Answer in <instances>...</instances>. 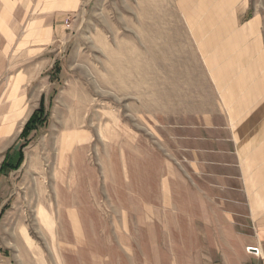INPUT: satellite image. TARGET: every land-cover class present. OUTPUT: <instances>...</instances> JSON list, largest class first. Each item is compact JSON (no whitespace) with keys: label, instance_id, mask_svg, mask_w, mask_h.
<instances>
[{"label":"rangeland","instance_id":"rangeland-1","mask_svg":"<svg viewBox=\"0 0 264 264\" xmlns=\"http://www.w3.org/2000/svg\"><path fill=\"white\" fill-rule=\"evenodd\" d=\"M185 1L88 0L45 43L5 45L4 161H24L2 177L0 264L211 263L218 230L177 135L218 99Z\"/></svg>","mask_w":264,"mask_h":264},{"label":"crops","instance_id":"crops-1","mask_svg":"<svg viewBox=\"0 0 264 264\" xmlns=\"http://www.w3.org/2000/svg\"><path fill=\"white\" fill-rule=\"evenodd\" d=\"M87 1L0 0V69L5 45L22 50L18 32L23 37L39 32L30 43H45L52 32L64 29V13ZM183 9L194 18L193 39L218 99L216 110L177 135L178 154L192 167L195 187L208 198L209 228L218 230L211 237L208 261L264 264V0H187ZM13 76L15 86L23 84L21 68ZM8 95L3 81L0 169L8 148ZM10 99L20 98L12 94ZM6 171L0 170V190ZM249 247H258V253Z\"/></svg>","mask_w":264,"mask_h":264},{"label":"trees","instance_id":"trees-1","mask_svg":"<svg viewBox=\"0 0 264 264\" xmlns=\"http://www.w3.org/2000/svg\"><path fill=\"white\" fill-rule=\"evenodd\" d=\"M44 113H45V105L42 102L41 107L38 109V111L34 114V116H32V118L26 124L25 129H24V136L27 137L28 135H30V133L33 130L38 129V127L40 126L39 123H42V124L46 123V120L42 118ZM23 161H24V154L22 151V147H20L17 158H15L14 161H11V159H8V155H7V159L2 163L0 170L6 171L9 168L13 170H17L21 167Z\"/></svg>","mask_w":264,"mask_h":264},{"label":"built area","instance_id":"built-area-1","mask_svg":"<svg viewBox=\"0 0 264 264\" xmlns=\"http://www.w3.org/2000/svg\"><path fill=\"white\" fill-rule=\"evenodd\" d=\"M71 20L70 18L66 20V25L70 28L71 27ZM248 250H251L253 252H257L258 253V247H249Z\"/></svg>","mask_w":264,"mask_h":264}]
</instances>
